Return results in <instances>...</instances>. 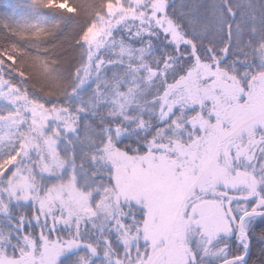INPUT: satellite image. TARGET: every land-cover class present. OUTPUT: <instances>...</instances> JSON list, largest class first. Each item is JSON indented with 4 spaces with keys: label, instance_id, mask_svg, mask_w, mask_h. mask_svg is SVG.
Returning a JSON list of instances; mask_svg holds the SVG:
<instances>
[{
    "label": "rangeland",
    "instance_id": "374dc122",
    "mask_svg": "<svg viewBox=\"0 0 264 264\" xmlns=\"http://www.w3.org/2000/svg\"><path fill=\"white\" fill-rule=\"evenodd\" d=\"M71 4L0 0V264L241 256L264 209V0ZM141 232L162 251L142 259Z\"/></svg>",
    "mask_w": 264,
    "mask_h": 264
},
{
    "label": "trees",
    "instance_id": "16d2710c",
    "mask_svg": "<svg viewBox=\"0 0 264 264\" xmlns=\"http://www.w3.org/2000/svg\"><path fill=\"white\" fill-rule=\"evenodd\" d=\"M172 13L173 11H171V6L168 9V12H166V14L170 17H172ZM14 82V81H13ZM103 109H101L100 111H102ZM147 198V197H146ZM129 202H130V198H128ZM135 201L131 203L129 202H121L119 204V209L121 211V213L126 214L127 216L125 218H123L124 220H126V224L128 225H133L136 224L139 227H141V222L143 221V217H142V209H139V205H136V199H134ZM138 200V199H137ZM145 200V199H144ZM142 201V200H140ZM128 208H131L130 210ZM141 211V212H140ZM123 214V215H124ZM133 215H136L135 217ZM129 218V219H128ZM133 218V219H131ZM131 219V220H130ZM129 220V221H127ZM140 240L136 239V251L138 253V255L142 256V259H144L146 257V254L151 251L152 255L154 254L157 255L158 253H160L162 251V249L165 247L163 244L164 243H160L159 241L156 242H148L145 240L144 237V232L140 233ZM250 240L252 243V249H251V253H250V257L247 261L246 264H264V218H254L253 219V225L251 227L250 230ZM156 243L155 248H153L154 246H152L151 244ZM154 245V244H153ZM228 252H230V248L227 249ZM140 256V257H141ZM7 257L4 255L0 254V261L6 259ZM196 264H211V263H207L205 261H202L200 259V257L198 256L195 259Z\"/></svg>",
    "mask_w": 264,
    "mask_h": 264
},
{
    "label": "water",
    "instance_id": "95a60500",
    "mask_svg": "<svg viewBox=\"0 0 264 264\" xmlns=\"http://www.w3.org/2000/svg\"><path fill=\"white\" fill-rule=\"evenodd\" d=\"M253 217H262L264 218V210H251L248 211L246 213H244L241 217V219L239 220V225H238V232L237 235L240 239H245L246 244H245V252L243 255L238 256V257H232L229 259H226L218 264H239L241 262H247L249 257H250V253H251V242H250V238L248 236V232H246L243 228L244 223L246 220L253 218Z\"/></svg>",
    "mask_w": 264,
    "mask_h": 264
},
{
    "label": "snow or ice",
    "instance_id": "6c2138e0",
    "mask_svg": "<svg viewBox=\"0 0 264 264\" xmlns=\"http://www.w3.org/2000/svg\"><path fill=\"white\" fill-rule=\"evenodd\" d=\"M53 4H55L56 10L64 15L65 19H74L76 17L78 9L76 6L71 4V0H69L68 4L63 3V0H58V2L57 0H52V2H49V0H33L34 7L42 5L44 7L51 8L53 7ZM5 27H8L7 24H5ZM12 170L13 167L10 166L7 170H5L4 175L7 176ZM191 264H196L195 260H192Z\"/></svg>",
    "mask_w": 264,
    "mask_h": 264
},
{
    "label": "flooded vegetation",
    "instance_id": "af4514ba",
    "mask_svg": "<svg viewBox=\"0 0 264 264\" xmlns=\"http://www.w3.org/2000/svg\"><path fill=\"white\" fill-rule=\"evenodd\" d=\"M262 210H264V209H262ZM251 211V210H250ZM260 218H262V217H260ZM241 219V218H240ZM254 219V217L253 218H251V220H253ZM248 236H249V233H248ZM249 238H250V236H249ZM235 239H236V242L238 243V244H241L242 242H240V238L238 237V235L236 234V237H235ZM243 240H245V239H243ZM246 242V241H245ZM250 242H251V240H250ZM251 249H252V243H251ZM247 263V262H246ZM245 262H241V263H239V264H246Z\"/></svg>",
    "mask_w": 264,
    "mask_h": 264
}]
</instances>
